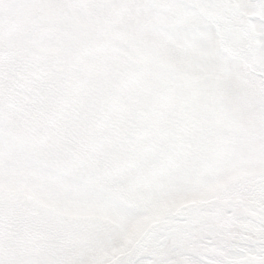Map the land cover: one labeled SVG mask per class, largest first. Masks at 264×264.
<instances>
[{"label": "snow or ice", "instance_id": "obj_1", "mask_svg": "<svg viewBox=\"0 0 264 264\" xmlns=\"http://www.w3.org/2000/svg\"><path fill=\"white\" fill-rule=\"evenodd\" d=\"M0 264H264V0H0Z\"/></svg>", "mask_w": 264, "mask_h": 264}]
</instances>
